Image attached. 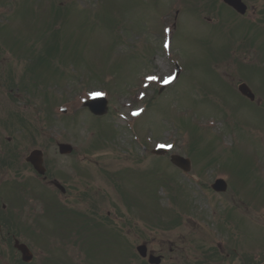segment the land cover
I'll list each match as a JSON object with an SVG mask.
<instances>
[{
	"label": "rangeland",
	"instance_id": "374dc122",
	"mask_svg": "<svg viewBox=\"0 0 264 264\" xmlns=\"http://www.w3.org/2000/svg\"><path fill=\"white\" fill-rule=\"evenodd\" d=\"M26 1L28 9L24 0H0V50L6 52L0 58L6 55L5 72L18 83L12 109L38 126L29 143L18 128V152L43 150L47 167L68 185L74 182L86 198L80 208L95 220H113L117 228L125 223L123 216L133 214V222L157 227L143 237L130 227L127 232L133 248L144 241L162 256L161 264H195L210 253L208 264H242L253 254L264 264L259 253L264 243V0H243L245 16L221 0ZM54 64L68 66L63 81L53 74ZM176 64L179 75L159 92ZM32 80L50 89L44 93L51 104L46 113L34 98ZM241 82L255 94L252 104L234 95ZM96 93L109 106L99 117L82 106ZM35 109L44 118L39 120ZM58 142L70 143L73 153L59 154ZM159 144L169 153L153 155ZM169 154L191 159V171L182 174ZM21 162L23 185L34 188V172ZM216 178L228 183L227 194L211 191ZM37 190L48 202L50 190ZM231 192H240L242 200L228 199ZM169 196L174 205L166 202ZM235 204L238 211L221 216L231 228L225 236L226 224L221 221L222 229L217 218ZM177 218L181 226L175 225ZM55 226L48 221L37 226L31 264L68 262L57 254L63 244L51 241L55 235L66 243ZM23 232L30 236L28 229ZM114 237L90 244L91 264H128V237ZM2 249L0 264L17 260L8 246Z\"/></svg>",
	"mask_w": 264,
	"mask_h": 264
},
{
	"label": "water",
	"instance_id": "95a60500",
	"mask_svg": "<svg viewBox=\"0 0 264 264\" xmlns=\"http://www.w3.org/2000/svg\"><path fill=\"white\" fill-rule=\"evenodd\" d=\"M227 4L231 5L233 8H235L238 12L240 13H244L246 10V6L241 2V0H224ZM239 90L241 91V93H243L244 95H247L250 99L253 98V95L250 93L249 89L247 88V86L245 84H242L239 87ZM91 105V110H93L95 113H102L104 111V107L98 105ZM101 105L105 106V102ZM69 149L71 150V148L67 145H61L60 146V150L61 152H66L69 151ZM31 161L34 163L35 168L39 169V165L41 164V153L35 151L32 153L31 156ZM171 162L173 164H175L176 166L182 168L183 170H187L189 167V162L185 159H183L180 156L177 155H173L171 156ZM225 183L222 180H217L215 182V184L213 185L214 189H218V190H222L225 189ZM20 251L23 254V259H29L31 257L29 251L27 250V248L24 245H19L17 246Z\"/></svg>",
	"mask_w": 264,
	"mask_h": 264
},
{
	"label": "flooded vegetation",
	"instance_id": "af4514ba",
	"mask_svg": "<svg viewBox=\"0 0 264 264\" xmlns=\"http://www.w3.org/2000/svg\"><path fill=\"white\" fill-rule=\"evenodd\" d=\"M16 126L14 125V127H10L8 130H11V133H8L6 131V127L5 126H1L0 125V148L1 149H6V146L8 145L9 147L13 148L11 146V142L15 141L16 139V136L14 134V132L16 131ZM4 170L1 171V174L4 175ZM4 180L0 179V182ZM53 182H55L54 180L50 182V185L53 186ZM54 187V186H53ZM64 197V196H63ZM6 198V194L5 192L3 191V193L1 194V190H0V202L3 201L4 199ZM65 200H68L67 198H65ZM3 210L6 209V205L2 202L1 203V206ZM1 212V210H0ZM4 230V222L1 220L0 221V232H3ZM1 239H4L5 237L4 236H0ZM85 238H83V241H84ZM83 241H81L80 243L81 244H84Z\"/></svg>",
	"mask_w": 264,
	"mask_h": 264
},
{
	"label": "snow or ice",
	"instance_id": "6c2138e0",
	"mask_svg": "<svg viewBox=\"0 0 264 264\" xmlns=\"http://www.w3.org/2000/svg\"><path fill=\"white\" fill-rule=\"evenodd\" d=\"M150 79H154V77H150Z\"/></svg>",
	"mask_w": 264,
	"mask_h": 264
}]
</instances>
